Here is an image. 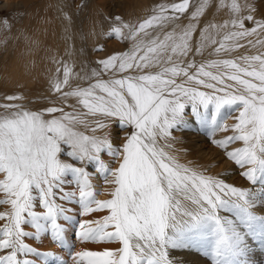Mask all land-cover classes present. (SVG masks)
Returning <instances> with one entry per match:
<instances>
[{
	"label": "snow or ice",
	"instance_id": "1",
	"mask_svg": "<svg viewBox=\"0 0 264 264\" xmlns=\"http://www.w3.org/2000/svg\"><path fill=\"white\" fill-rule=\"evenodd\" d=\"M188 5L189 0L158 4L153 14L139 23L124 22L116 16L118 26H113L106 35L133 40L132 48L100 59L99 70L93 68L90 77H81L95 78L87 87L62 91L68 84L70 71L65 66L63 81L54 80L52 90L60 93L65 103L69 97L79 98L78 104L86 111L78 110L75 105H69L70 112L63 107L33 111L10 102L23 97L3 98L6 102L0 103V173L3 174L0 192L4 195L0 205H9L10 209L0 211V220L6 221L0 226V250H6V254H0V264H37L28 258L31 255L39 258V264H47L49 259L56 264H67L58 253L38 251L25 238L39 242L47 232L58 247L70 248L67 234L76 215L66 204L73 202L79 206V215L107 210L106 215L95 221L80 220L75 232L78 239L121 244L116 250L69 252L74 262L177 264L171 256L172 250L211 236L213 264H244L238 258L247 249L245 235L264 239V215L253 211L255 193L250 188L232 186L180 164L159 146V141L171 137L173 129L191 126L186 119V105L190 104L191 117L201 125L207 122L211 105L214 130L221 127L217 114L222 107L234 106L238 111L237 122L231 125L234 134L212 142L226 148L232 141H243V147L227 151L226 156L241 168L248 166L241 173L248 181L264 182V53L238 57L246 66L233 59H215L199 66L189 61L187 67H181L184 61L180 57H187L193 51L191 41L196 25L191 22L183 27L176 25L172 31L164 32L163 39L152 37L147 29L155 26L162 29L168 23H175L180 18L176 14H185ZM230 7L233 13L240 11L235 2ZM202 11L203 5L197 6L192 18ZM244 20L253 21L256 27L245 28ZM231 23L238 30L227 32L215 53L244 47L238 43L240 39L257 29L264 32V21H257L252 15L236 16ZM225 26L209 24L201 29L195 53L215 45L212 30ZM225 41L233 43L226 45ZM248 44L255 47L264 44V40H249ZM169 49L177 61L171 67H164L173 61ZM153 66H159L160 71L115 78L117 72H144ZM193 67L196 72L189 74L188 69ZM106 73L111 75L103 79ZM181 74L187 77V82L194 81L212 91L185 87L186 82L178 84L175 77ZM46 114L51 118H46ZM113 121L121 129L132 128L131 134L125 135L122 147L114 143L109 132L95 134ZM81 126L92 134H85ZM102 153L119 157L118 167L111 168L101 159ZM89 164L94 165L105 183L115 185L110 199L96 198L87 171ZM68 174L71 180L65 179ZM108 176L112 179L108 180ZM66 183H74L78 194L66 191ZM57 199L64 203H58ZM37 201L43 211L37 210ZM221 210L232 213L234 219L220 215Z\"/></svg>",
	"mask_w": 264,
	"mask_h": 264
},
{
	"label": "bare ground",
	"instance_id": "2",
	"mask_svg": "<svg viewBox=\"0 0 264 264\" xmlns=\"http://www.w3.org/2000/svg\"><path fill=\"white\" fill-rule=\"evenodd\" d=\"M128 2L131 4L134 3L135 5L122 17L120 16L118 7L119 4L124 3L123 0H0V13L1 11H5V17L4 15H0V103L6 102L3 99L5 96L17 95L23 97V99L10 102L20 103L33 111H40L47 107H63L65 111L70 112L72 108H70L69 105H75L78 110L86 111L83 109L82 105L78 104L79 98L69 97L67 98V103H65L61 100L60 93L52 90L51 85L54 80L63 81L65 66H67L70 71L68 84L63 87L62 91H70L75 87H87L89 83L94 82L95 78L84 80L81 79V77L85 75L90 77L93 68L99 70L97 62L100 59H104L108 55H113L116 52L129 51L132 48L134 43L133 40H121L114 35L112 37L106 35L113 26H118L115 21L116 16H119L124 22L139 23L153 14L152 10L156 5L180 3L182 0H128ZM233 2L239 6L240 11L238 13H233L230 7ZM199 5H203V11L197 17L192 18V13ZM168 14L171 15V11H169ZM176 15L180 18L175 21V23H168L162 29L155 26L147 29V31L151 32L152 37L158 36L159 39H163L164 32L172 31L176 25L183 27L190 22L196 25V30L192 34L191 41L193 51L189 53L187 57H180V59L184 61L181 67H187L189 61H194L195 64L199 66L201 63H206L208 60L215 59H233L237 63H240L241 66H246L238 57L264 53V44H258L255 47L248 44L249 40L253 42L257 39L264 40V32L259 29L252 35L238 41V43L244 45V47H231L229 50L222 51L221 53L214 52V49L219 46L220 41L227 32L238 30L234 28L231 23L236 16L252 15L255 20L264 21V0H189V5L185 10V14L177 13ZM5 20L7 24H5ZM209 24L226 26L213 29L212 34L217 43L215 45H208L201 53L196 54V41L200 39V30L204 29ZM244 27L253 29L256 25L253 21L244 20ZM140 35H142V33ZM225 43L226 45H231L233 42L225 41ZM168 54L172 55L173 61L164 64V67H171L173 66V62L177 61V57L175 54L171 53V49L168 50ZM256 67L258 70V64ZM206 70L216 71V69L213 68H206ZM149 71L155 73L160 71V67L153 66L151 69H145L144 72L132 70H127L125 73L117 72L115 78H121L123 75L128 74H145ZM188 72L189 74H193L196 72V68H189ZM110 75L111 73H106L102 78L108 79ZM245 78L251 79L249 77ZM175 79L178 84L186 82L185 87L195 86L200 91H212V89H206L202 85H196L194 81L187 82V77L183 74L176 76ZM253 82L258 83V81ZM223 108L224 107H222L218 114H222L223 110L227 114L225 111L226 109ZM202 109L201 107V110ZM0 111H2V109H0ZM208 111L209 114H212L211 105ZM190 113L191 106L189 104L185 107V114L187 122L191 126L173 129L171 137L166 141H159V146L170 156H173L180 164L196 169L205 175L224 180L227 184L232 186L250 188L253 193H255L252 197L254 204L258 201L259 197H264V190H262L264 189L263 183L257 181L253 184L250 181L243 182L242 179H238L239 177L237 178L236 174L238 171L235 172L233 166L235 162L233 160L231 161L226 156L227 151L243 147V141H232L229 146L223 149L206 148L201 143V141L206 140L203 136L206 127H203V133L197 132L196 126L194 125L196 121L191 117ZM55 115H59V113ZM236 116H238V111L233 108V110L229 112V115L223 119L224 126L220 123L223 127L219 130H215L213 132L214 134L210 130L212 136L209 138V142L223 135L229 136V134H234V129L231 125L237 122L235 120ZM46 118L51 117L46 114ZM90 119L92 118L90 117ZM210 122H208V124ZM199 129L201 128H198V131ZM80 130L84 131L87 135L92 134L90 130L84 129L83 126L80 127ZM102 132H109L110 138H114V143L122 147L125 135H130L132 128L128 126L121 129L119 123L113 121L109 123L108 128L103 130L97 129L95 134L101 135ZM206 136L209 137L207 134ZM168 145L171 146L168 147ZM61 158H65L63 154H61ZM101 159L109 164L111 168L115 169L118 167L120 158H113L107 153H102ZM222 166H228L229 170L217 173L216 170ZM247 167L248 166H244L242 169L246 170ZM87 171L90 173L89 178L98 199H110L111 191L114 189L115 185L107 184L105 181H102L101 176L95 171L93 164L87 165ZM213 172H215V175ZM2 178L3 174L0 173V179ZM107 179L111 180L112 177L108 176ZM68 184L69 183H66L64 185L65 190L73 191L71 188L67 187ZM101 184L103 185L99 186ZM0 194L3 197L4 194L2 192H0ZM57 202L64 203L59 199H57ZM66 206L73 208L74 212L72 214L74 215L76 210L78 211L72 204H66ZM0 209L1 211H7L10 209V206L0 205ZM254 209L264 215V203L261 204L260 209ZM37 210L43 211V209L39 208L38 201ZM102 210L103 215L107 213V210ZM88 215H80L79 221H95L101 218V214L99 215L100 218H98V213ZM5 222L4 220H0V226ZM77 227L78 225L75 226L76 230ZM26 230L34 231V229L30 228H26ZM46 236L47 238H45ZM67 243L70 245V248L74 245L75 249L73 253L84 250L99 252L102 249H113V245H100L95 242L92 243V241L80 240L77 237H75L74 242H72L70 234H67ZM28 244L36 247L38 251H53L60 254V256L67 261V264H87V261L74 262L71 256H66L67 254H64L65 252L61 254L57 244L55 245L54 242H52L50 233H43L39 242L36 240L34 242L29 240ZM120 247L121 244L118 241L114 249L116 250ZM70 248H62L61 251L64 249L69 253ZM0 254H6V250H0ZM171 256L177 263L179 259L184 258L183 262H185V264H208L206 257L190 250L187 252L172 250ZM28 258L36 260L37 264H39V258L35 255H31ZM47 264H56V261L49 259Z\"/></svg>",
	"mask_w": 264,
	"mask_h": 264
},
{
	"label": "rangeland",
	"instance_id": "3",
	"mask_svg": "<svg viewBox=\"0 0 264 264\" xmlns=\"http://www.w3.org/2000/svg\"><path fill=\"white\" fill-rule=\"evenodd\" d=\"M124 1V3H121V4H119V11H120V16H124V15H126V12L132 7V6H134L135 4L133 3V4H131V3H129L128 2V0H123ZM131 4V5H130ZM4 13H5V11H1V13H0V15L1 16H3L4 15ZM4 17H5V15H4ZM224 108L226 109L225 111L227 112V114L224 112V110H223V113L222 114H217V121H221V122H218L219 124L221 123L222 125L224 124L223 123V119L227 116V115H229V112H231L232 110H233V108H235L234 106L233 107H229V106H224ZM223 108V109H224ZM228 110V111H227ZM201 111H204V109H202ZM190 115H191V113H190ZM212 114H209V111L207 110V116H208V119H207V121L208 122H210L209 124H208V122H206V124H203V125H201V124H198L197 122V124L195 123L194 125L196 126V130H197V132H199V133H203L204 132V130H203V127L205 126L206 127V131H205V133H203V136L206 138V140H204V141H201V143L206 147V148H208V147H212V148H214V149H223V148H220L218 145H216V144H214L213 142H209V138L212 136V133L215 131L214 129H213V127H212V120H211V116ZM225 115V116H224ZM219 119V120H218ZM221 119V120H220ZM220 124V126L221 127H223L222 125ZM211 126V127H210ZM201 128V129H199V131H198V128ZM207 127H209V128H207ZM220 127V128H221ZM213 129V130H212ZM202 130H203V132H202ZM210 130H211V132L212 133H210ZM206 134L207 135H209V137L208 136H206ZM214 134V133H213ZM231 135H233V134H231ZM229 136H230V134H229ZM208 137V138H207ZM222 137V138H221ZM220 138H218V139H224L226 136H221ZM231 143H229L227 146H229ZM226 146V147H227ZM228 158V157H227ZM229 159V158H228ZM231 160V159H230ZM232 161V160H231ZM113 165V164H112ZM233 166H234V169H235V172L236 171H238V172H236V174H237V178L238 179H242V181L243 182H246V181H248L247 180V178L246 177H244L241 173L243 172V171H245V169H242L241 167H239V166H237L235 163H233ZM241 168V169H240ZM229 170V168H228V166H222L221 168H219V169H217L216 171H217V173H220V172H225V171H228ZM241 170V171H240ZM214 173V175H215V172H213ZM237 178H235V179H237ZM66 180H71L72 179V177H71V175L70 174H68L67 176H66V178H65ZM102 181H105L103 178H102ZM263 183V188H264V182H262ZM103 184H101V185H99V186H102ZM67 187H69V188H71V190H73V191H76L77 192V187L74 185V183H71L70 185L68 184L67 185ZM68 189V188H67ZM262 190H264V189H262ZM97 191H99V190H97ZM257 196V195H256ZM0 198H3L2 197V195L0 194ZM96 198L98 199V197H97V195H96ZM264 197L263 196H261V197H259L258 198V201L255 203V207L254 208H256V209H260V207H261V204H263L264 202ZM72 205L75 207V208H77L78 209V211L76 210V213H75V215H76V221H75V224L73 225L72 223V225H71V233H70V239L72 240V242H74V238L76 237L75 236V232H76V228H75V226H77L78 225V223H79V219H80V215H79V206H78V204H76V203H72ZM0 211H1V209H0ZM100 211V212H99ZM99 211H97V212H93V213H98V216L100 215L101 216V218L104 216V215H106V214H102L103 213V210L101 209V210H99ZM253 211H255V213L257 214V215H260L261 213H259L258 211H256L255 209L253 210ZM104 212H105V210H104ZM221 213H219L220 215H222V216H228L229 218H233L234 219V215L232 214V213H228V212H225V211H223V210H221L220 211ZM93 213H88V214H93ZM88 214H86V216L88 215ZM261 215H263V214H261ZM89 216V215H88ZM100 216L98 217V218H100ZM62 223H64L63 221H61ZM74 226V227H73ZM109 230H112V229H109ZM257 230H259V229H257ZM241 231L242 232H246V230L245 229H243V228H241ZM45 238H47V236L45 237ZM29 240L31 241H35V239H33V238H25V242H29ZM212 241H213V238L211 237V236H207V237H205V238H203V239H200V240H198V241H196L195 243H192V242H190V243H188V245L186 246V247H183V248H180V249H178V250H181V251H184V252H187V251H192V252H194V253H199L200 255H202V256H204V257H206V259H207V261H208V264H213V256H212ZM245 241H246V244H247V249H246V251H245V253H244V255L242 256V257H239L238 259L239 260H241V261H243L244 262V264H264V239H262V238H260L259 236H254V235H245ZM27 242V243H28ZM91 242V241H90ZM95 241H92V243H94ZM95 243H98V244H100V245H108V246H112L113 245V249L112 250H115L114 249V246H115V244L116 243H118V241H104V242H95ZM107 243V244H106ZM109 243V244H108ZM55 244V243H54ZM196 244V245H195ZM56 245V244H55ZM72 245V244H71ZM195 247H197V248H195ZM72 248V249H71ZM71 248L69 249L70 250V252L71 253H73V250L75 249V247H74V245H72L71 246ZM58 250L60 251V253L62 254V253H64L66 256H68L69 255V253H67V251L66 250H64L63 249V251H61L62 250V248H60V247H58ZM104 249H102V250H100V251H103ZM177 249L176 250H174V251H178ZM84 251H88V250H84ZM60 255V254H59ZM70 256V255H69ZM184 259V258H183ZM182 258L181 259H179L178 260V263L177 264H185V262H183L184 260H183ZM188 264V263H187Z\"/></svg>",
	"mask_w": 264,
	"mask_h": 264
}]
</instances>
